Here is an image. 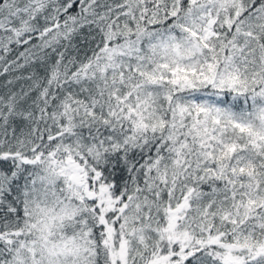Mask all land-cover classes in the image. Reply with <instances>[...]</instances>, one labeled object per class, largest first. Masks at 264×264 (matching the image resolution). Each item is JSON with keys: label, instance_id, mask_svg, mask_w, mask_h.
Listing matches in <instances>:
<instances>
[{"label": "snow or ice", "instance_id": "obj_1", "mask_svg": "<svg viewBox=\"0 0 264 264\" xmlns=\"http://www.w3.org/2000/svg\"><path fill=\"white\" fill-rule=\"evenodd\" d=\"M0 264H264V0H0Z\"/></svg>", "mask_w": 264, "mask_h": 264}]
</instances>
